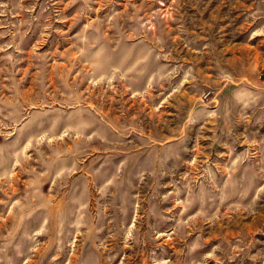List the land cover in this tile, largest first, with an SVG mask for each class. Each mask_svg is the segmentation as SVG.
Returning <instances> with one entry per match:
<instances>
[{"label": "rangeland", "instance_id": "1", "mask_svg": "<svg viewBox=\"0 0 264 264\" xmlns=\"http://www.w3.org/2000/svg\"><path fill=\"white\" fill-rule=\"evenodd\" d=\"M0 264H264V0H0Z\"/></svg>", "mask_w": 264, "mask_h": 264}]
</instances>
